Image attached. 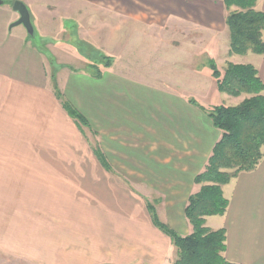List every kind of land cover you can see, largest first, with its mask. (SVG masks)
Segmentation results:
<instances>
[{
	"label": "crops",
	"instance_id": "crops-1",
	"mask_svg": "<svg viewBox=\"0 0 264 264\" xmlns=\"http://www.w3.org/2000/svg\"><path fill=\"white\" fill-rule=\"evenodd\" d=\"M22 1L27 4L32 21H39L33 14L34 9L75 7L80 10L84 6V0H69L70 5H62V0H32V5L29 0ZM106 1L112 3L115 0ZM119 1H124L128 7L139 12L156 11L160 15V21H141L140 19H145L137 12L133 17L135 19L129 17L126 21L106 23L97 21L98 24L111 28L118 24L122 27L121 31L127 28L129 33L131 25L171 24L172 21H162L164 15L167 20L176 13H199L206 20L200 22L208 30L214 33L226 32L230 40L226 20L216 21L219 19L216 11L226 8L224 0ZM86 3L85 7H93V4L95 8L98 6L92 1ZM255 9L264 11V0H258ZM19 18L20 14L13 9V5L2 0L0 264H135L146 254L147 248L152 254L144 264H163L168 246V242L165 243L167 235L147 217L145 204L143 206L140 203L139 197L147 203L148 196H144L142 189L135 187L152 183L142 181L144 179L140 177H147L144 170L139 168L132 171L136 172L139 182L132 180V172H116L120 168L117 166L119 161L115 152L125 153L131 161L141 160L139 155L142 153L139 149H132L131 152L123 149L125 144L137 146L138 142L127 143L123 139L144 138L147 131H151L150 135L156 138L154 144L165 139L174 148L180 142L189 145L191 140L188 139L202 141L195 150L201 160L189 167L186 177L183 176V170L178 175L179 179L184 178L191 184V190L184 199V218L182 221L175 220L174 216L179 217L180 214L173 213L171 222L166 214L162 219L180 234H190L193 227L185 216L187 200L191 194L200 190L201 185L195 183L194 179L204 170L214 145L222 135V131L213 126L206 112L190 99L194 98L202 106L200 100L202 97L208 100L210 92H205L206 89L202 92V87L194 83L185 88L199 98L178 93L171 84L168 86L172 88L162 84L163 80L168 82V76L156 74L147 79L138 77L141 74L137 71L139 68L132 63L120 61L119 56L114 58L112 66L103 68L100 76L88 71L68 69L63 75L66 78L63 82L62 68L58 69L59 66L47 61L42 49L29 39L26 27H11ZM42 21H54V16L48 15ZM63 21H75L77 32L83 23L81 19L69 16ZM93 40L101 43L98 37ZM60 44H55V47L60 48ZM97 45V51H109V48ZM69 47L73 53L74 48L70 45ZM227 49L229 62L254 65L264 81V54L252 51L244 55L230 54V44ZM84 52L86 54V50ZM87 61L91 62L88 59ZM204 65L207 72H203L202 68L201 72L198 70L191 75L201 78L208 86L212 80L209 76H212V70L206 62ZM51 71L53 74L57 72L55 76L58 87L65 97L89 121L94 133V146L89 145V136L83 134L76 120L70 116L56 95ZM222 93L226 94L231 106L250 97L246 93L241 96ZM106 144L108 148L105 147ZM99 145L114 171L107 169L100 161L96 152ZM262 150L264 153V146ZM149 169L156 170L155 164L152 163ZM36 170L39 172L36 173ZM70 170L75 173H69L71 178L66 180L65 173ZM170 174L163 173L160 169V175ZM87 180L92 187L96 184L110 186V189H106L109 195L106 197H111V200H105L103 204L105 206L107 202L108 209L95 205L99 195L93 189L90 196L83 194L81 187ZM123 185L130 189L127 191ZM62 187L70 190L69 198L64 199ZM132 192L136 196L131 199ZM223 192L229 199L226 212L223 215L207 216L206 225L212 229H226L225 255L228 260L239 264H264V157L255 170L241 172L225 184ZM121 193L128 196L133 204L125 205L123 202L115 207L112 196L116 197ZM158 199L161 202L162 197ZM170 241L172 243L171 238ZM174 249L176 250L175 246ZM162 258L164 260L160 263Z\"/></svg>",
	"mask_w": 264,
	"mask_h": 264
},
{
	"label": "rangeland",
	"instance_id": "rangeland-1",
	"mask_svg": "<svg viewBox=\"0 0 264 264\" xmlns=\"http://www.w3.org/2000/svg\"><path fill=\"white\" fill-rule=\"evenodd\" d=\"M30 1L32 0H29V2ZM86 1L96 3L98 5L97 8L94 7L95 4H93V7H85L87 4ZM118 1L115 0L110 3L106 0H84L83 9L80 10L75 7L70 9L59 8L55 10H33L34 16H36L39 21H32L36 33L34 36L29 34V39H32L33 43H36L42 49L48 62L54 66H59L58 69H60V67L62 68L63 82L66 81V78L63 75L67 73L68 69L78 72L88 71L91 74H96L98 71L102 72L101 68L104 67L103 63L105 62L104 56L115 59L119 56L120 61H124V63H132L139 68L137 71L141 74L137 75L138 77H145L147 79L154 77L156 74L168 76L170 78L167 80L168 82L163 80L162 84H167L168 88L173 87L178 93L187 96L195 95L199 98L197 94L189 93L185 86L195 83L202 87V92L206 89L205 92H210L208 100L203 97L200 100V103L205 110L210 111L216 105L231 106V102H229L228 98L225 96L226 94H223L218 90L217 82L213 76L209 74L210 79L212 80L209 82L210 84L206 86V83L203 82L201 78H194V76L191 75V73L193 74L198 70L201 72L202 68L203 72H207L208 70H204V68H207L204 63L208 58H215L220 70L223 71L226 68L230 60L227 49L230 40L226 32L214 33L208 30L209 28L200 22L206 20L199 13L194 15L176 13L171 15V18L167 20L164 15L162 21H172L171 24L168 22L165 26L131 25L129 27V33L127 28H124L125 31H121L122 27L118 24L114 25L112 28L105 24H98L97 21H105L106 23L109 21H126L129 17L135 19L133 17L137 12L145 19H140L141 21H160V15L156 11L146 10L139 12L136 9L128 7V4L124 1ZM6 2L13 5V0H6ZM67 4H69V0H62V5ZM233 9H236V7ZM229 11H231V9L228 10L225 8V10H217L216 13L219 16V19L216 21L226 20ZM48 15L54 16V21H42L43 18L48 17ZM66 16L76 17L83 21L82 25L79 24L80 28L78 32V26L75 21H63L66 19ZM40 19L42 20L40 21ZM20 27L23 28L24 25L21 24ZM97 37L100 39L101 43L93 40H96ZM59 41H62V43L60 44ZM92 43L96 45H93ZM55 44H60V48L55 47ZM97 44H99L100 47L104 46L109 48V51H97L96 49L99 48ZM69 45L74 48L73 53L71 52L73 50L70 49ZM85 50L86 54H84ZM100 52L103 54L101 57ZM87 59L91 60V62L87 61ZM92 63H95L94 65L99 66L100 69L95 68ZM121 64H123V62ZM51 70H53V66ZM54 73L57 75V72ZM52 74L53 72L51 73V76ZM156 82L158 83L159 81L156 80ZM170 84L172 87L168 86ZM79 127L84 135L89 136V145H93V130L88 126L82 125ZM147 132L148 133L144 138L123 139L124 141L126 140L127 143L129 141L138 142L137 146H129L128 144H125V148L123 149H126L128 152H131L132 149L133 151L139 149L142 153L139 155V158L142 161L138 159L131 161L129 157L124 155L125 153L122 154L120 152H115V156L119 161L117 162V166L121 170L116 172H126L130 174L134 168L144 170L143 172L147 178H140L144 179L142 181H145L146 183L151 182L152 184L143 186L138 185L135 187L142 189L144 196H148L147 203L144 201L145 199L142 200L140 197L139 200L143 206L145 204L144 207H146V214L147 217L151 219L150 221H152V218L148 210L149 203L154 205L162 222H164L162 219L165 218V214L171 222L173 213L180 214L179 217L175 215L174 218L175 220L182 221V218H184V199L186 194L191 190V184L189 183L190 181L185 180L184 178L179 179L178 175L181 174L180 170H183V176L186 177L189 173V167L196 164L197 160H201V157L195 150L202 141L200 139H188L191 140L189 145L180 142L178 147L174 148L167 142L168 140L165 139L154 144V139L156 138L154 135H150L151 131ZM198 140H200V142H198ZM104 141L106 142L107 139H104ZM100 147L102 146L99 145V147H96V150L103 152ZM105 147L108 148L107 144ZM172 155L173 158H170ZM104 156L107 159L105 153ZM145 158H147L148 161H143ZM202 162H204V160ZM152 163L155 164L156 170L149 169V166L152 165ZM108 164L110 165V163ZM164 168H168V170ZM160 169L163 170V173L171 174L168 176L160 175ZM111 170L114 171V169ZM37 172L39 171L36 170V173ZM66 172V180L71 178L69 173H75V171L71 170ZM132 173L133 174H130V177L133 178L132 180L134 182H139L136 172L134 171ZM109 187L110 186H101L98 184L93 185L92 187L90 181L87 180L81 189L84 190V195L88 194L89 196L91 195V189H93V191L99 195L97 198L98 200L95 201V205H98V207L103 206V209H108V203L106 202L105 206L103 204H105V200H111V197H106L109 196L106 190L110 189ZM123 187L127 191L130 189L128 186L123 185ZM62 189V194L66 195V193H68L67 196H63L64 199L69 198L71 196L70 190L68 188L65 190L64 187H62ZM134 196H136V194L132 192L130 195L131 199ZM160 196L162 197L161 202L158 199ZM112 197L114 198L113 203L115 204L113 205L115 207H117V205H122L123 202L125 205L133 204L125 194L121 193L116 197ZM156 198L157 201H155ZM132 207L137 208L135 205H132ZM63 208H65V206H63ZM134 211L137 212L135 209ZM135 216L139 219L136 214ZM132 237L134 236L132 235ZM166 239L165 243L168 242V246L165 249V262L163 264H173V261L176 259V250L174 249L170 238L167 236ZM151 254L152 251L147 248L146 254H143L135 264H144L147 262L145 260H147L148 256ZM157 257H159V255H157ZM164 259L162 258L159 262L161 263Z\"/></svg>",
	"mask_w": 264,
	"mask_h": 264
},
{
	"label": "trees",
	"instance_id": "trees-1",
	"mask_svg": "<svg viewBox=\"0 0 264 264\" xmlns=\"http://www.w3.org/2000/svg\"><path fill=\"white\" fill-rule=\"evenodd\" d=\"M257 1L224 0L226 8L231 9L226 17L230 32V54L244 55L250 51L264 54V11L255 9ZM104 58L103 68L112 66L114 58ZM206 65L212 70L219 91L233 96L246 93L250 97L235 106L216 105L210 111L200 106L194 98L190 99L206 112L222 135L214 145L204 170L194 179L195 183L201 185L200 190L187 200L185 216L193 227L190 234L182 235L162 222L154 205L148 204L154 225L171 238L176 248L173 264H239L228 260L225 255L226 229L208 227L206 217L226 212L229 199L224 195L223 186L241 172L255 170L264 157V81L258 69L252 64L229 62L222 71L214 58H208ZM101 73L98 71L95 75L100 76ZM55 75H52L55 92L64 108L79 126L92 129L87 118L59 89ZM96 152L103 165L110 170L104 153L100 150Z\"/></svg>",
	"mask_w": 264,
	"mask_h": 264
},
{
	"label": "water",
	"instance_id": "water-1",
	"mask_svg": "<svg viewBox=\"0 0 264 264\" xmlns=\"http://www.w3.org/2000/svg\"><path fill=\"white\" fill-rule=\"evenodd\" d=\"M2 3V0H0ZM13 9L20 14V18L13 22L11 27L23 24L26 27L28 33L31 36L35 35V27L32 22L31 13L27 4L22 0H15L13 3Z\"/></svg>",
	"mask_w": 264,
	"mask_h": 264
}]
</instances>
